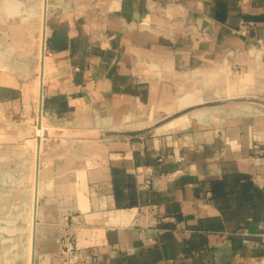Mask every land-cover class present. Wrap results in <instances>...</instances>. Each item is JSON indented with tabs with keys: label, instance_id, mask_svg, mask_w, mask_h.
<instances>
[{
	"label": "crops",
	"instance_id": "obj_1",
	"mask_svg": "<svg viewBox=\"0 0 264 264\" xmlns=\"http://www.w3.org/2000/svg\"><path fill=\"white\" fill-rule=\"evenodd\" d=\"M0 119L39 142L0 264H264V0H0Z\"/></svg>",
	"mask_w": 264,
	"mask_h": 264
},
{
	"label": "rangeland",
	"instance_id": "obj_2",
	"mask_svg": "<svg viewBox=\"0 0 264 264\" xmlns=\"http://www.w3.org/2000/svg\"><path fill=\"white\" fill-rule=\"evenodd\" d=\"M16 132L19 130L12 120L0 119V248L21 245V254L26 257V254L29 256V224L34 203L30 197L25 200L18 199V195L22 196L25 190L19 181H28L34 174L36 176L34 168L39 142L37 138H26L27 135L23 133L24 137L20 139L21 135ZM37 133H40V129ZM26 225L27 230L23 229ZM18 250L16 248V253L20 252Z\"/></svg>",
	"mask_w": 264,
	"mask_h": 264
},
{
	"label": "built area",
	"instance_id": "obj_3",
	"mask_svg": "<svg viewBox=\"0 0 264 264\" xmlns=\"http://www.w3.org/2000/svg\"><path fill=\"white\" fill-rule=\"evenodd\" d=\"M74 236L70 232H65L62 236V247L60 255L62 264H78L80 250L75 247Z\"/></svg>",
	"mask_w": 264,
	"mask_h": 264
},
{
	"label": "water",
	"instance_id": "obj_4",
	"mask_svg": "<svg viewBox=\"0 0 264 264\" xmlns=\"http://www.w3.org/2000/svg\"><path fill=\"white\" fill-rule=\"evenodd\" d=\"M14 126L15 127H17V128H19L20 127V125L19 124H14ZM22 128H23V132L25 133V136L28 134V129L27 128H25L24 126H22ZM28 136V135H27ZM24 136H22L21 135V137H20V139H22Z\"/></svg>",
	"mask_w": 264,
	"mask_h": 264
},
{
	"label": "bare ground",
	"instance_id": "obj_5",
	"mask_svg": "<svg viewBox=\"0 0 264 264\" xmlns=\"http://www.w3.org/2000/svg\"><path fill=\"white\" fill-rule=\"evenodd\" d=\"M39 130V129H38ZM37 169V168H36ZM36 177V176H35ZM36 179V178H35ZM34 205V204H33ZM34 212V211H33ZM32 215V217L31 218H33V213L31 214ZM30 225V224H29ZM32 226V225H31ZM29 230H30V228H29ZM32 242V241H31ZM31 244V243H30ZM32 246V245H31ZM32 251V250H31ZM30 251V252H31ZM32 257V256H31ZM31 262H32V259H31Z\"/></svg>",
	"mask_w": 264,
	"mask_h": 264
}]
</instances>
